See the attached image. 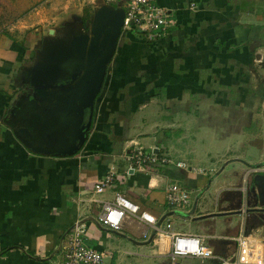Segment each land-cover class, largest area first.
I'll return each mask as SVG.
<instances>
[{"label": "crops", "instance_id": "crops-1", "mask_svg": "<svg viewBox=\"0 0 264 264\" xmlns=\"http://www.w3.org/2000/svg\"><path fill=\"white\" fill-rule=\"evenodd\" d=\"M155 2L170 11L174 25L154 42L142 32L124 31L103 89L85 110L88 138L72 155L65 152L73 140L61 124L66 119L72 125L62 106L69 92L53 87L39 95L35 86L71 75L70 38L88 26L82 20L69 32L42 31L45 22L28 33L0 30V264H62L64 240L77 222L85 225V243L104 253L106 264H170V240H157L153 227L131 218L118 231L100 223L103 208L92 197L110 172L116 177L106 201L123 193L155 216L159 227L170 223L174 232L198 236L215 254L184 264H220L218 258L238 254L235 238L255 234L246 226L241 191L250 167L264 165V153L253 161L235 148L247 126L242 117L255 109L244 94L263 91L252 80L259 77L263 53L264 0ZM251 114V126L264 123ZM247 144L253 147V140ZM136 146L168 163L138 170ZM173 184L189 192L186 207L169 204Z\"/></svg>", "mask_w": 264, "mask_h": 264}, {"label": "built area", "instance_id": "built-area-1", "mask_svg": "<svg viewBox=\"0 0 264 264\" xmlns=\"http://www.w3.org/2000/svg\"><path fill=\"white\" fill-rule=\"evenodd\" d=\"M107 3L120 4L125 8L123 30L145 34L148 41L154 42L168 33L174 25V17L170 11L159 6L155 0H105ZM193 5V4H192ZM138 170L144 171L150 164L168 163L166 158H159L154 153H147L136 146L133 156ZM116 173H108L96 184L92 200L101 204L103 211L99 217L102 225L120 230L126 218L137 220L154 228L157 240H170V264H182L186 258L212 259L215 257L211 248L206 246L198 236L174 232L170 223L165 227L158 226V219L140 205L130 200L123 193H116L109 202L105 194L115 181ZM167 199L172 207H186L190 202V194L180 184L169 187ZM85 225L77 222L65 238L64 261L62 264H106L105 254L89 247L85 243ZM239 243V252L231 258L220 257V264H264V239L253 234H240L235 238Z\"/></svg>", "mask_w": 264, "mask_h": 264}, {"label": "rangeland", "instance_id": "rangeland-1", "mask_svg": "<svg viewBox=\"0 0 264 264\" xmlns=\"http://www.w3.org/2000/svg\"><path fill=\"white\" fill-rule=\"evenodd\" d=\"M99 6L100 3L98 2V0H0V30L12 32L15 34H19L23 31L25 33H28L36 31L39 28H37V24L45 22V25L41 26L42 28L40 30L42 31L47 32L49 28L57 27L69 28L65 30L69 32L73 30V27H76L78 24L80 25L82 23V16L84 15V10L86 8H89L91 11L93 10V8L97 9ZM29 24H34L35 26L32 27ZM88 24H90V20L86 24H84V27L86 28V25L88 26ZM124 31L125 30H122V36L124 35ZM146 41H148L147 38ZM261 54L262 58L259 59L256 65L259 71V77L257 76L253 78L252 81H254L255 84L261 85V89H263V91L255 92V90L252 89L249 95L246 93L244 94L245 100H247L248 105L254 107L255 109H247L250 113L242 117L243 125L247 123V126H244L245 130L239 132V135H242V140L235 148L237 155L243 154L245 158L253 161L259 159L260 155L264 153V123H259V127L253 126L255 123L251 126L249 122L250 117H247L250 116L252 112H254L259 114V116H263L264 122V46L263 53ZM248 81H250V78ZM234 95L236 94L232 92L231 97L233 98ZM259 100L262 101L261 104H259ZM251 104L254 106H252ZM233 110L234 109L231 110V118L235 117V115L233 114H235L236 110ZM241 111L238 112V116H241L245 112ZM249 139L253 140V147H250L249 144H247V140ZM187 142L190 143V140H188ZM260 144L261 148L259 147ZM255 148L256 150H254ZM250 170V175L244 178V183L242 186L243 191H241V196H243V198L246 200L242 208L244 211L247 208H264V201L261 202L260 200V196L264 195V184L263 187L261 185L257 187L256 185V178L264 176V165L258 167H250ZM231 191L233 192L234 189H232ZM232 195L233 194L231 193V196ZM211 198L214 200L213 196ZM238 210L239 209H237V211ZM242 216L243 215H240V217ZM238 220L239 218L238 216H236L234 217L233 222L236 221L237 223L239 222ZM243 221V218H241L240 225L243 224ZM246 226L249 232L254 230V236H256L257 238H264V212H249ZM211 262L212 261H205L204 263L209 264ZM182 264H184L183 261Z\"/></svg>", "mask_w": 264, "mask_h": 264}, {"label": "water", "instance_id": "water-1", "mask_svg": "<svg viewBox=\"0 0 264 264\" xmlns=\"http://www.w3.org/2000/svg\"><path fill=\"white\" fill-rule=\"evenodd\" d=\"M125 11L123 8H114L111 5L103 4L98 7L92 16L88 31L80 34H74L70 38L68 45L71 51V57L67 61V70L71 73L69 77L62 80L44 81L35 86L39 95H43L47 90L55 88H64L69 95L62 106H66L69 116H72L70 125L66 119L61 120L68 130L66 138L73 140L69 150L65 153L72 155L78 152L88 138V132L91 127V118L83 123L85 110L93 108L94 101L103 89L107 78L108 67L116 52L117 44L122 36ZM72 80L69 85L58 86L62 81ZM43 92V93H42ZM23 130H21L22 133ZM33 149L43 152L32 144L26 143ZM257 187H263L264 176L256 178ZM264 195L260 196L261 202L264 201ZM264 204V202H263ZM264 212V208H249L247 212ZM238 213V212H235ZM164 218L161 220V222Z\"/></svg>", "mask_w": 264, "mask_h": 264}, {"label": "trees", "instance_id": "trees-1", "mask_svg": "<svg viewBox=\"0 0 264 264\" xmlns=\"http://www.w3.org/2000/svg\"><path fill=\"white\" fill-rule=\"evenodd\" d=\"M90 18H91L90 9L86 8L84 10V15H83V18H82L83 23L86 24L90 20ZM137 32L140 33V31H137Z\"/></svg>", "mask_w": 264, "mask_h": 264}]
</instances>
